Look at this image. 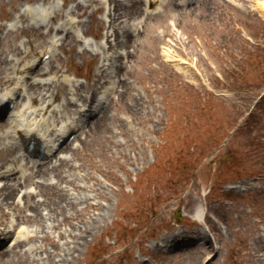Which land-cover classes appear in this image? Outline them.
Wrapping results in <instances>:
<instances>
[{
    "label": "rangeland",
    "instance_id": "obj_1",
    "mask_svg": "<svg viewBox=\"0 0 264 264\" xmlns=\"http://www.w3.org/2000/svg\"><path fill=\"white\" fill-rule=\"evenodd\" d=\"M56 1L62 7L48 24L80 3L71 15L78 14L75 30L89 48L60 35L44 77L75 76L86 95L97 89L99 66L111 52L91 51L107 47L102 22L112 16L109 4L95 11L103 6L95 0H0V57L19 69L48 47L51 28L26 27L18 10ZM115 2L134 5L121 14V34L139 19L142 25L128 39L124 31L112 49L128 55L111 80L114 93L67 153L58 154L70 162L52 182L75 204L44 202L34 185L21 184L35 191L42 212L48 205L53 214L45 219L50 238L38 234L39 241L24 244L37 246L25 262L50 264V255L56 264L63 255L67 264H264V0H156L147 12L139 0ZM13 45L21 50L18 63ZM9 75L15 82L17 72ZM99 84L98 92L107 85L104 78ZM60 85L49 88L54 99L39 94L31 105L38 110L50 100L49 121L74 111L50 117L66 98Z\"/></svg>",
    "mask_w": 264,
    "mask_h": 264
},
{
    "label": "bare ground",
    "instance_id": "obj_2",
    "mask_svg": "<svg viewBox=\"0 0 264 264\" xmlns=\"http://www.w3.org/2000/svg\"><path fill=\"white\" fill-rule=\"evenodd\" d=\"M141 1H143L145 6H148L153 2V0ZM107 2H109L112 7V16L110 17L107 29L112 30L114 35L118 36L117 38L120 39V37L122 38L124 35V31H122L123 35L121 33L118 34L120 25L122 23L121 18L123 17L121 14H129V9L133 11L134 9L132 8L134 5L128 8H125L124 6L120 8V4L115 2V0H108ZM79 6H81V4L77 3V5L74 7H70L68 13H72L74 8ZM57 8L58 4L56 3H53L47 7L35 5L29 8H20L18 10V19H20L22 24H26V27H35L40 25L44 26L47 25V19H53L52 11L58 10ZM78 9L80 11L82 8ZM100 9L101 7L97 8L96 11H99ZM261 9L264 11L263 6ZM120 10H122V12H120ZM73 23L74 19L66 15L63 20L55 25V29L60 32L69 33L72 30L71 28ZM9 29L10 27L8 28L6 34H12L11 30ZM128 36L130 35L125 34V39H128ZM58 41V36L54 35L50 42V47L47 50L42 51L38 58H34L33 60L23 64L20 70L15 64L12 65L10 61L4 60L0 57V82L2 85L10 83L8 86H5L3 90H0V116H2L3 112L5 113V120L2 119L3 121L0 122V128L4 127L7 123L9 130L8 132L0 133V145H3L0 149V169H2L3 165H5L7 162H11L13 165L18 163V157L13 159L7 158V156H10V153L14 155L18 151L16 143L10 140L11 136L17 140L21 147L23 146L24 141H34L36 144H38V146L42 147L44 156H49L51 154L53 155L57 151L67 153V150L72 144H67L68 137L71 136V134L78 132L89 121L88 117L90 116L92 110L96 111L102 106L101 104L104 102V94L93 100L95 97L94 91H91L89 96L79 94L78 86H75L73 91L71 88V82L73 81L72 78L62 76L60 81L69 86L68 96L58 105L51 108L50 113L53 116H62L63 113L69 110V104H77V100L84 102L88 99L91 102L93 101V106L88 105L85 107V105H78L77 117H70V119H66L57 125L52 124L49 127L46 126L47 122L44 117H40L38 119L33 118V115L36 116L42 114V111H44V108L38 110L32 109L31 105L35 101L36 97L40 94V97L43 99H47L48 96H52L54 99L55 93L51 92L49 88H51L53 85L56 89L60 88V85L55 83V78L40 77L46 74L45 67H41L39 70L33 71L34 68L39 64L42 66L44 65V62L41 61V58L45 54H50L51 56V54L54 52V49L56 48L55 46L58 44ZM82 43L85 45L86 41L82 40ZM8 49L10 52L16 55V63L22 60L20 55L21 50L17 45H13ZM14 72L21 73V76L15 80L14 84H11L13 78L9 74ZM99 73H101L100 69ZM24 82L26 83L24 84ZM25 85L26 90L24 88ZM92 86H94V84ZM41 89L43 90V93H41ZM47 93H49V95H47ZM75 96L77 97V100L75 99ZM20 98H22L21 101L23 103H20ZM10 103H13V107L8 110L7 105ZM50 105V100L45 101V109ZM26 117L33 118L34 120L30 122L28 120L26 121ZM99 121L100 119H98L95 124H98ZM77 139H79V137H77ZM55 145L60 146L55 149ZM25 155L26 154L24 153V156ZM54 159V161L51 160L49 163H43L37 166L30 165V163L27 161L25 165L26 169H28L30 173L26 177L24 176L23 168L20 166H15V176L9 177L5 173L0 174V237L4 242L3 245L0 246V264H19V261L22 259L24 260L23 264H27V260L24 258L28 257L30 250L33 251V249H35L37 246L34 244L32 246L26 247L24 244L26 242H34L35 240L39 241L37 238L38 234H43V240L50 238L45 230L49 226V224L45 225V219H51L53 215L52 210L49 209L48 205H45L44 207L46 208L47 212H42L41 207L44 204L40 203L39 199L35 200L33 198V193H35V191H26L25 188H23L20 179L24 178L25 180H23V182L27 180L26 182H29L30 185H34L35 188L33 189L37 190L35 194H38L43 198L45 197L43 200L44 202H46V199H52L57 202L59 206H63V203H65V207L68 208L72 207V204H75L76 201H66L65 198L67 196V190L56 189L55 186L57 181L52 182V179H54L52 176L57 175L55 179H61L59 178L61 175L57 171H59L61 166L65 165L66 163L68 164L70 162V158L67 156L56 155ZM56 161H58L57 164H55ZM98 194L100 196V193ZM88 207L92 208L93 206L88 205L86 208ZM97 207L98 205L94 206L93 208ZM9 209L12 211L10 212ZM201 215L202 209L198 208L196 211V216L200 218ZM34 221H39L38 226L31 228L29 223H34ZM21 233L24 238L22 237ZM161 246L166 247L167 245L162 244ZM210 247H212L213 250L216 248L213 245H210ZM45 254H47L46 250ZM45 258H47V261L50 264H55V259L52 256L45 255ZM39 260H42L41 254L39 258L37 256L35 259H32L31 262L35 261V263H38ZM59 261L60 262L56 264H67V258L63 255H60Z\"/></svg>",
    "mask_w": 264,
    "mask_h": 264
}]
</instances>
